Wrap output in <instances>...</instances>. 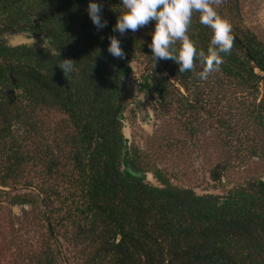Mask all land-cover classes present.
Segmentation results:
<instances>
[{"label":"trees","instance_id":"trees-1","mask_svg":"<svg viewBox=\"0 0 264 264\" xmlns=\"http://www.w3.org/2000/svg\"><path fill=\"white\" fill-rule=\"evenodd\" d=\"M235 1L212 0L219 16L230 22L227 9L234 17L235 38L219 70L199 80L170 60L155 61L151 39L113 31L120 0H99L101 30L88 0H0V203L28 206L44 221L32 264H64L60 238L77 248L78 264H264L262 180L198 194L149 166L123 129L124 78L144 55L150 66L140 88L160 107L175 99L189 110L202 103L205 84L227 82L252 96L249 119L264 132V42L239 23ZM199 16L188 34L206 53L212 33ZM18 34L41 43L10 44ZM112 36L123 59L107 51ZM63 59L75 65L67 77ZM52 112L63 116L53 127L43 120ZM129 162L157 183L132 175Z\"/></svg>","mask_w":264,"mask_h":264},{"label":"rangeland","instance_id":"rangeland-1","mask_svg":"<svg viewBox=\"0 0 264 264\" xmlns=\"http://www.w3.org/2000/svg\"><path fill=\"white\" fill-rule=\"evenodd\" d=\"M238 2L239 23L264 42V0ZM223 13L235 22L227 9ZM153 28L154 22H150L129 35L147 41ZM32 43H41L40 38ZM131 65V76L124 78L123 129H127L128 145L149 166L159 168L173 184L198 194L221 195L248 180L264 182V132L249 119L253 101L249 93L227 82L219 87L205 84L199 89L202 103L194 108L182 110L175 99L162 108L140 88L150 66L145 56L138 55ZM62 118L52 112L43 120L53 127ZM15 133L19 135L21 130ZM217 166L221 173L218 182L210 177ZM146 179L157 183L151 174ZM45 237L44 221L31 208L0 203V264H32L30 256L43 249ZM58 240L61 261L78 264L77 248Z\"/></svg>","mask_w":264,"mask_h":264},{"label":"clouds","instance_id":"clouds-1","mask_svg":"<svg viewBox=\"0 0 264 264\" xmlns=\"http://www.w3.org/2000/svg\"><path fill=\"white\" fill-rule=\"evenodd\" d=\"M120 5L113 31L121 35L135 33L154 22L148 45L151 55L155 61L174 62L180 73L192 72L197 79L206 80L219 70L223 63L221 54L230 53L233 48L232 25L218 15L212 0H120ZM102 7L99 0H88L87 13L97 30L107 26ZM194 12L200 13L199 23L212 33L206 53L198 50L188 34ZM107 51L114 58L125 57L121 41L115 36L110 37ZM197 63L202 65L200 71H196ZM58 66L67 77L75 65L72 59H63Z\"/></svg>","mask_w":264,"mask_h":264},{"label":"water","instance_id":"water-1","mask_svg":"<svg viewBox=\"0 0 264 264\" xmlns=\"http://www.w3.org/2000/svg\"><path fill=\"white\" fill-rule=\"evenodd\" d=\"M235 6H236V11L239 14L240 12H239V2H238V0L235 1ZM232 35H233V38H235V35L234 34H232ZM13 38L15 40H13ZM33 41H34V38H32V37L31 38H26L24 35H20V34L14 35V36H12V37L9 38V43L10 44L12 42L14 43L12 45H16L18 43H32ZM236 41L239 42V39L236 38ZM13 82H14V80H13ZM126 169L132 175H136V176H143V175H146L147 176L148 175L145 172H139L130 162L128 163V166L126 167Z\"/></svg>","mask_w":264,"mask_h":264},{"label":"bare ground","instance_id":"bare-ground-1","mask_svg":"<svg viewBox=\"0 0 264 264\" xmlns=\"http://www.w3.org/2000/svg\"><path fill=\"white\" fill-rule=\"evenodd\" d=\"M126 134H127V129L125 128L124 129V135L126 136ZM147 178H150V174L147 175Z\"/></svg>","mask_w":264,"mask_h":264}]
</instances>
